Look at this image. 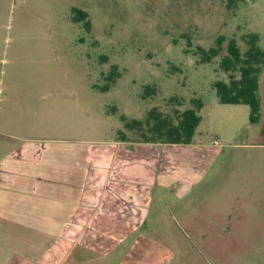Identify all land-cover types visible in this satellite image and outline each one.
<instances>
[{
  "label": "rangeland",
  "instance_id": "1",
  "mask_svg": "<svg viewBox=\"0 0 264 264\" xmlns=\"http://www.w3.org/2000/svg\"><path fill=\"white\" fill-rule=\"evenodd\" d=\"M75 7L88 12L91 32L72 22ZM249 33L259 34L264 48V0H0L1 129L18 130L22 115L37 107L45 123L73 114L98 125L84 132L94 138L109 137L105 118L115 117L135 143L144 138L125 128L122 115L144 120L157 108L174 116L200 99L194 142L204 147L192 150L211 154L208 196L226 198L219 191L235 192L245 182L263 186L264 125L251 123L245 105L219 104L213 87L217 80L229 82L220 66L228 41L235 38L245 53L242 38ZM219 36L227 38L221 55L202 63L198 48L216 47ZM113 65L122 77L101 92L94 86L107 83L104 74ZM148 86L155 88L152 96H145ZM262 86L264 98V75ZM241 241L242 249L234 243L227 259L264 264V239Z\"/></svg>",
  "mask_w": 264,
  "mask_h": 264
},
{
  "label": "crops",
  "instance_id": "2",
  "mask_svg": "<svg viewBox=\"0 0 264 264\" xmlns=\"http://www.w3.org/2000/svg\"><path fill=\"white\" fill-rule=\"evenodd\" d=\"M263 111L262 96L258 125ZM43 115L0 126V264H233L232 246L264 239V184L211 199L204 145L121 141L114 116L94 138L98 125Z\"/></svg>",
  "mask_w": 264,
  "mask_h": 264
},
{
  "label": "trees",
  "instance_id": "3",
  "mask_svg": "<svg viewBox=\"0 0 264 264\" xmlns=\"http://www.w3.org/2000/svg\"><path fill=\"white\" fill-rule=\"evenodd\" d=\"M233 1L230 0V2ZM72 22L81 23L88 32H91L92 24L89 20V14L85 10L73 8ZM226 41L225 36H219L216 40V47L210 49L199 47L197 54L200 55L201 62L211 63L219 57ZM242 41L247 47L245 53H242L235 38L228 41L227 55L221 60L220 66L230 75L229 82L217 80L213 87L216 90L219 104L248 106L250 108V121L256 124L259 123L262 116L260 88L261 76L264 75V48L260 45L261 37L257 33L244 35ZM101 60L107 62L108 58L102 56ZM118 69V66L113 65L111 71L104 74L107 83L104 86L95 85L94 87L101 92H108L122 77V73ZM237 72L240 73V78L234 75ZM155 92V88L148 86L145 90V96H152ZM171 101L181 104L180 100L175 97L171 98ZM191 103L192 105L185 110L175 111L174 116H166L157 108H153L144 120H129L124 115L121 116V120L127 130L140 132L144 138L143 142L192 144L202 121L200 111L203 103L200 99H193ZM118 134L121 141H129L124 131H119Z\"/></svg>",
  "mask_w": 264,
  "mask_h": 264
}]
</instances>
